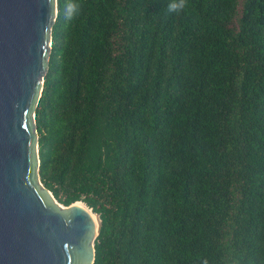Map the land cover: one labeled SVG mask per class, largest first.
<instances>
[{"label": "trees", "instance_id": "trees-1", "mask_svg": "<svg viewBox=\"0 0 264 264\" xmlns=\"http://www.w3.org/2000/svg\"><path fill=\"white\" fill-rule=\"evenodd\" d=\"M67 2L38 174L98 215L93 264H264V0Z\"/></svg>", "mask_w": 264, "mask_h": 264}, {"label": "water", "instance_id": "water-1", "mask_svg": "<svg viewBox=\"0 0 264 264\" xmlns=\"http://www.w3.org/2000/svg\"><path fill=\"white\" fill-rule=\"evenodd\" d=\"M56 15L57 0H0V264L95 259L98 215L89 210L95 229L85 209L60 205L38 174L35 110Z\"/></svg>", "mask_w": 264, "mask_h": 264}, {"label": "clouds", "instance_id": "clouds-1", "mask_svg": "<svg viewBox=\"0 0 264 264\" xmlns=\"http://www.w3.org/2000/svg\"><path fill=\"white\" fill-rule=\"evenodd\" d=\"M188 6V0H169L166 5L169 13H180ZM81 4L79 0H68L64 7L65 21H71L79 15ZM206 264V262H205Z\"/></svg>", "mask_w": 264, "mask_h": 264}, {"label": "bare ground", "instance_id": "bare-ground-1", "mask_svg": "<svg viewBox=\"0 0 264 264\" xmlns=\"http://www.w3.org/2000/svg\"><path fill=\"white\" fill-rule=\"evenodd\" d=\"M75 206L82 207L83 209H85L90 214V216H92L94 223H95V226H96L95 229H96L97 228L96 217L88 209H86L81 203H76Z\"/></svg>", "mask_w": 264, "mask_h": 264}, {"label": "rangeland", "instance_id": "rangeland-1", "mask_svg": "<svg viewBox=\"0 0 264 264\" xmlns=\"http://www.w3.org/2000/svg\"><path fill=\"white\" fill-rule=\"evenodd\" d=\"M83 205V204H82ZM85 207V206H84Z\"/></svg>", "mask_w": 264, "mask_h": 264}]
</instances>
